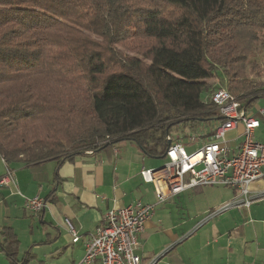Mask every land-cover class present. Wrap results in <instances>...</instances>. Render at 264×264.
Here are the masks:
<instances>
[{
	"label": "trees",
	"instance_id": "trees-1",
	"mask_svg": "<svg viewBox=\"0 0 264 264\" xmlns=\"http://www.w3.org/2000/svg\"><path fill=\"white\" fill-rule=\"evenodd\" d=\"M260 33L264 0H0V157L33 167L126 142L163 159L178 127L223 120L214 79L248 110L264 99L247 75ZM0 248L17 264L10 228Z\"/></svg>",
	"mask_w": 264,
	"mask_h": 264
},
{
	"label": "crops",
	"instance_id": "crops-1",
	"mask_svg": "<svg viewBox=\"0 0 264 264\" xmlns=\"http://www.w3.org/2000/svg\"><path fill=\"white\" fill-rule=\"evenodd\" d=\"M262 109L264 99L249 110L261 122L255 131V141L260 143H264ZM243 132L239 124L228 134L233 147L242 143ZM158 166L136 145L126 142L74 161L33 167L9 165L0 157V180L9 174L14 180L0 187V230L10 228L17 235V264H83L85 242L95 234L105 214L137 202L155 207L140 237L139 254L144 264L163 254L158 264H264V198L250 209L221 214L196 231L210 212L234 199L237 191L215 186L224 190L196 188L174 197L191 193L213 199L197 210L196 217L187 222L181 219L178 224L180 208L167 207L166 201L160 203L153 185L145 183L140 175L143 169ZM263 191L264 179L252 185L254 197ZM35 196L48 201L45 210L36 215L26 208L27 200ZM67 219L80 237L76 244L68 232ZM0 264H14L1 248Z\"/></svg>",
	"mask_w": 264,
	"mask_h": 264
},
{
	"label": "built area",
	"instance_id": "built-area-1",
	"mask_svg": "<svg viewBox=\"0 0 264 264\" xmlns=\"http://www.w3.org/2000/svg\"><path fill=\"white\" fill-rule=\"evenodd\" d=\"M211 100L223 120L214 123V130L206 129V133L191 134L188 138L190 145L204 138L202 148L189 154L182 138L172 137L163 158L167 160L166 164L160 168L143 169L140 173L145 183L153 185L160 203L196 188L224 186L237 191L234 199L210 212L196 231L221 214L233 209H250L259 198H264V191L259 197L252 193V185L264 179V143L255 141L260 120L225 88L214 91ZM260 113L264 115V109ZM239 124L244 127L243 141L233 147L228 134ZM13 182L9 174L0 180V187ZM47 204L45 199L35 196L27 200L26 208L36 215L42 213ZM154 210L153 205L143 202L109 210L95 234L85 242L83 264H144L139 254L140 237L145 233ZM66 226L73 237L72 242L78 243L80 237L74 224L67 219ZM160 258L146 264H157Z\"/></svg>",
	"mask_w": 264,
	"mask_h": 264
},
{
	"label": "rangeland",
	"instance_id": "rangeland-1",
	"mask_svg": "<svg viewBox=\"0 0 264 264\" xmlns=\"http://www.w3.org/2000/svg\"><path fill=\"white\" fill-rule=\"evenodd\" d=\"M259 37L262 40L261 44L255 45V50L253 49L252 52V58L249 61V67L247 69L248 73V77L250 79H255L257 81H264V33H260ZM257 65L259 67V70L261 71L262 77L256 78V76L254 75V73L252 72V67L253 65ZM212 83V89H220V88H226L224 87L222 80H220V78L214 79L213 81H211ZM264 83V82H262ZM217 89V90H218ZM214 123L211 124H207L205 127H200L199 128V135H201V133H206L207 130H214L213 129ZM204 128V129H202ZM195 132L197 131H191L189 128L186 127H178L177 129H175L171 136L173 138H178L181 139L183 142V144L186 147V151L191 154L194 153L198 150H200L203 146V141L204 138H201V140H197L194 144L190 145L188 144V139L189 136L191 134H195ZM178 135V137H177ZM206 137V136H205ZM154 161L156 162V165H159L157 168H160L162 166H164L167 162L166 159H157ZM215 189H219L220 191L224 190L220 187H215ZM213 199H209L206 198L203 194H198V195H192L191 193H185L183 196H181L180 198H173V199H169L166 201L167 207L169 206L170 208L173 209H177L180 208V210L182 211V213L180 214V216H178V220L176 221V223L180 224L181 219L185 220L186 222L188 220H190L193 217L197 216V210L202 208L203 206H207L210 202H212ZM164 205V204H163ZM163 232V231H162ZM164 233V232H163ZM165 234V233H164ZM189 239V236L186 238V240ZM162 257V256H161Z\"/></svg>",
	"mask_w": 264,
	"mask_h": 264
},
{
	"label": "bare ground",
	"instance_id": "bare-ground-1",
	"mask_svg": "<svg viewBox=\"0 0 264 264\" xmlns=\"http://www.w3.org/2000/svg\"><path fill=\"white\" fill-rule=\"evenodd\" d=\"M162 256H164V254H163ZM158 257H159V256H158ZM160 259H161V258H160ZM159 261H160V260H159ZM159 261H158V262H159ZM157 264H158V263H157Z\"/></svg>",
	"mask_w": 264,
	"mask_h": 264
},
{
	"label": "water",
	"instance_id": "water-1",
	"mask_svg": "<svg viewBox=\"0 0 264 264\" xmlns=\"http://www.w3.org/2000/svg\"><path fill=\"white\" fill-rule=\"evenodd\" d=\"M170 144V143H169Z\"/></svg>",
	"mask_w": 264,
	"mask_h": 264
}]
</instances>
